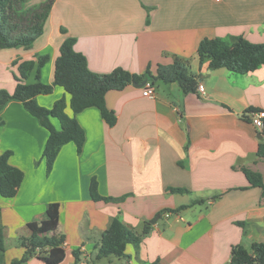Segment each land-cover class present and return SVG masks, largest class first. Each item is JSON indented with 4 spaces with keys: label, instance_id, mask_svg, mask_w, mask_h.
I'll return each instance as SVG.
<instances>
[{
    "label": "crops",
    "instance_id": "crops-1",
    "mask_svg": "<svg viewBox=\"0 0 264 264\" xmlns=\"http://www.w3.org/2000/svg\"><path fill=\"white\" fill-rule=\"evenodd\" d=\"M66 37L76 38L74 50L100 74L122 68L137 75L149 70L155 77L159 66L179 58L205 95L185 94L178 83L161 81L152 83L153 98L132 85L107 92L114 126L94 107L77 114L82 150L64 145L49 177L44 161L34 166L48 131L20 101H8L0 110V156L9 151V164L24 179L13 198L0 197V264L24 255L26 225L42 220L51 203L60 206L57 232L64 236L59 264H229L232 247L250 251L263 242L264 188L252 187L243 169L259 174L264 184V159L257 155L264 127L256 129L248 116L264 111V65L248 74L210 70L197 49L202 40L215 38L264 44V0H55L42 36L29 49L0 50V90L13 93L18 75L13 62L34 54L49 56L41 81L51 84ZM34 75L35 70L28 83L35 82ZM64 96L72 116L70 96L61 87L36 101L50 109ZM52 123L60 128L56 119ZM93 178L102 197L125 199L92 201ZM195 200L204 202L190 205ZM181 206L188 207L178 211ZM116 215L136 233L146 222L151 229L137 247L127 245L123 257L94 260L95 246ZM25 264L45 263L33 256Z\"/></svg>",
    "mask_w": 264,
    "mask_h": 264
},
{
    "label": "trees",
    "instance_id": "trees-1",
    "mask_svg": "<svg viewBox=\"0 0 264 264\" xmlns=\"http://www.w3.org/2000/svg\"><path fill=\"white\" fill-rule=\"evenodd\" d=\"M28 1L0 0V50L17 47L29 49L42 36L45 22L55 0H45L27 6ZM75 42L76 38L66 37L60 44L54 60L51 84H44L41 81V71L49 61V56L34 54L31 59L13 62L18 73L14 77L16 86L13 93L0 90V110L8 101L18 100L24 109L36 118L39 125L48 131L40 158L45 162L47 176L64 145L73 143L77 153L82 150L85 136L76 120L77 114L94 107L99 110L102 119L109 127L114 126L116 116L105 103L107 92L123 90L133 83L161 81L163 83L176 82L183 93L187 94L195 93L199 84L179 58H175L170 66H159L155 77L150 75L149 70L142 75L132 74L122 68H115L105 74L92 72L88 68L85 56L74 50ZM197 55L200 62L208 60L210 70L224 68L237 74H248L264 65V44H252L242 37L204 39L198 45ZM34 70L35 82L28 83ZM55 87H61L70 96L68 105L72 116L65 111L67 107L65 96L56 100L50 109L38 105L37 96L49 95ZM52 119L59 122V129L53 125ZM10 154L8 151L0 156V197L5 199L13 198L17 194L24 179V173L9 164ZM257 155L264 159V144L259 145ZM38 164L39 161L34 162L35 167ZM243 173L252 187L264 188L259 174L247 169H243ZM169 192L185 194L188 190L170 188ZM89 194L94 202H120L125 199V197H102L98 192L95 178L91 179ZM202 202L204 200H195L190 205ZM187 207L181 206L178 211ZM59 208L58 203L49 204L42 220L26 225L30 235L21 239V246L25 249V253L19 260L10 264H25L33 256L40 258L45 264H59L62 261L64 236L57 232ZM150 229V223L146 222L142 231L136 233L122 223L118 215L112 217L109 225L101 234L99 243L95 246L97 251L94 260L123 257L126 246L131 244L137 247ZM3 252L4 242L0 225V259H2ZM73 255L77 263L79 253L75 251ZM229 264H264V241L253 243L250 251L241 245L232 247Z\"/></svg>",
    "mask_w": 264,
    "mask_h": 264
},
{
    "label": "built area",
    "instance_id": "built-area-1",
    "mask_svg": "<svg viewBox=\"0 0 264 264\" xmlns=\"http://www.w3.org/2000/svg\"><path fill=\"white\" fill-rule=\"evenodd\" d=\"M197 91L199 92V94L205 95V88L203 85L198 84ZM142 95L148 98H153L155 96V92L151 82L149 81L145 82V84L142 87ZM248 116L250 117L251 122L256 129L260 130L264 127V111L250 112L248 113ZM166 216H168V214ZM78 264L81 263L78 262Z\"/></svg>",
    "mask_w": 264,
    "mask_h": 264
},
{
    "label": "rangeland",
    "instance_id": "rangeland-1",
    "mask_svg": "<svg viewBox=\"0 0 264 264\" xmlns=\"http://www.w3.org/2000/svg\"><path fill=\"white\" fill-rule=\"evenodd\" d=\"M33 1H34V0H31V1H30L31 4H29V6L32 5ZM43 1H45V0H39V2H43ZM27 6H28V5H27ZM41 157H42V155H41ZM41 157H40V158H41ZM37 161H39V163H40V161H44V160L39 159V160H37ZM38 165H39V164H38ZM45 168H46V165H45ZM52 169H53V168H52ZM51 172H52V170H51ZM51 172H50V174H51ZM50 174H49L48 176H47V175H46V176L49 177ZM25 231H27V232L30 233V231L27 229V227H26ZM29 235H30V234H29Z\"/></svg>",
    "mask_w": 264,
    "mask_h": 264
},
{
    "label": "water",
    "instance_id": "water-1",
    "mask_svg": "<svg viewBox=\"0 0 264 264\" xmlns=\"http://www.w3.org/2000/svg\"><path fill=\"white\" fill-rule=\"evenodd\" d=\"M144 84H145V81L140 83V84L133 83L132 86L135 88H141V87H143ZM155 222H156V218L151 223L154 224Z\"/></svg>",
    "mask_w": 264,
    "mask_h": 264
}]
</instances>
